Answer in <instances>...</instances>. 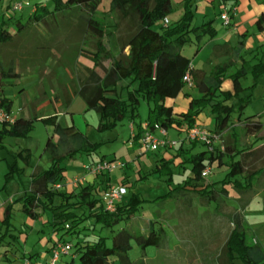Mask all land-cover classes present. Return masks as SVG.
I'll return each instance as SVG.
<instances>
[{
	"label": "rangeland",
	"instance_id": "1",
	"mask_svg": "<svg viewBox=\"0 0 264 264\" xmlns=\"http://www.w3.org/2000/svg\"><path fill=\"white\" fill-rule=\"evenodd\" d=\"M170 1L173 12L160 26L165 25V21L171 25L179 21L183 15L185 0ZM16 4H21L23 9H15ZM39 4L53 8V0H4L0 3V21L4 19L8 28L16 32L17 20L21 19L22 23H26L31 11ZM207 14L208 18L215 20L214 26L218 30L216 37L212 41L206 38L208 42L202 46L197 56L194 55L196 44L185 46L182 54L191 58L196 68H206L210 74L213 66L220 63L216 62L219 60L217 58L212 60L214 46L224 44L222 37L227 33V28L220 18V0L214 2L207 10ZM240 14L238 12L231 19L234 24L238 23ZM11 16L12 20L9 19ZM197 17L199 20L202 15ZM82 18L83 16L77 12L69 13L64 20L61 18L54 20L49 28L36 26L21 33L1 48L0 62L4 64L3 67L6 70L12 68L21 75L19 79L5 81L3 96L13 101L11 117L37 119H34V129L27 137H7L3 140V147H0V264H26L28 261L32 264L35 260H39L40 264H49L51 261V257L45 259L43 256L49 254L48 251L57 239L51 226L52 212L38 209L39 218L33 220L24 213L20 201L30 192L32 176L38 171L47 170L51 165V155L46 149V143L50 137L56 139L57 135L55 125L43 122L49 118H56L63 128L73 126L84 134L90 143L97 145L95 151L89 153L80 151L74 158L62 163L66 169L65 182L81 180L85 175L83 169L85 165L106 161L111 164V170L106 175L109 185L104 183L103 189L118 188L125 181L124 186L128 191L125 200L128 201L132 194H139L143 201L133 219L123 221L113 229L98 228L95 232L97 237L107 238L108 245L111 246L112 237L121 229H126L134 235H147L149 225L152 223L155 229L164 231L158 248L149 247L142 250L134 240L132 241V249L128 253L132 264H222L220 252L234 228L235 213L241 217L247 238L253 245H259L264 249V192H260L259 188L238 192L228 186L231 192L229 199L223 197L224 202L213 200L208 204H205L202 197L192 196L188 192V197H191L193 203L189 207L186 204V195L178 193L165 198L179 184L184 185V181L191 174V165H180L184 160L183 157L176 156L177 150L182 147L183 150H190L195 154L212 148L213 153L218 154L224 152L228 143L238 149L249 150L255 139L247 133L242 122L234 118L231 128L220 133L215 130L211 116L204 112L197 120V125L202 130L218 136V140L212 141L209 145L198 144L197 148H193L187 140L186 133L179 134L175 129H169L167 141L175 146L140 152L129 147V143L132 141L131 127L134 125L137 132L138 125L144 128L148 118L151 104L142 101L138 110L139 117L134 123L130 119H125L114 130L99 131V115L89 111L76 95L87 74V68L93 66V62L81 54L93 53L98 42L86 30ZM97 19L103 23L107 31L112 32V35L105 36L103 40L105 50L101 52L100 58L104 71L110 67L112 60L106 59L104 54L109 51L111 57L117 56V38L124 37L128 27L126 20L110 11V0H101ZM198 20H194L193 26L199 24ZM255 23L248 27V32L257 46L255 36L259 33L264 34V31L260 32ZM258 49L262 50L260 55L264 54V46H258ZM254 54V51L248 52L244 60L254 62L256 58ZM253 83L251 75L241 80L243 87H250ZM185 89L193 93L194 87ZM70 94L71 102L68 103ZM251 94L252 102L245 109L242 119L262 115L259 121L263 124V129L257 134V142L264 144V76L258 80ZM175 101L176 99L170 100L168 103ZM35 108L36 112L32 110ZM177 108H180L179 103ZM187 109L188 107L176 112H184ZM204 117L209 120H205ZM1 124L2 122L0 130ZM77 143L80 146V141ZM78 144L75 142L73 145L77 148ZM66 148V146L58 148V154H67L69 151ZM235 160L240 158L237 157ZM163 164L164 168L161 167ZM245 165L247 172L260 170L264 165V146ZM159 166L162 170L154 173ZM225 174L226 171L219 169L215 164L207 180L211 183L219 182L224 179ZM169 177H172L170 183L167 182ZM207 180L204 181L203 187L208 185ZM100 181L105 179L101 177ZM247 203L249 205H246ZM8 206H11L10 218L4 223L5 210ZM89 223L90 221H87L85 225L89 226ZM86 233L91 234V231ZM92 238L91 236L88 239ZM64 240L70 241L71 244L77 242V239L70 235L65 236ZM70 259V255L63 256L60 264ZM236 264L243 263L237 261Z\"/></svg>",
	"mask_w": 264,
	"mask_h": 264
},
{
	"label": "trees",
	"instance_id": "2",
	"mask_svg": "<svg viewBox=\"0 0 264 264\" xmlns=\"http://www.w3.org/2000/svg\"><path fill=\"white\" fill-rule=\"evenodd\" d=\"M3 1L0 0V3ZM206 1L213 6L216 0ZM196 2L197 0H185L183 15L179 21L160 26L173 12L170 0H110V11L127 21L128 32L124 37L117 38V56L111 57L109 51L104 54L106 59L112 60L111 66L104 69L103 77L97 74L98 69H103L100 58L101 52L105 50L103 40L105 36L112 35V32L107 31L103 23L97 19L101 0H53L52 9L43 4L36 5L26 23H22L21 19L17 20L16 32L10 30L6 21L2 19L0 54L1 48L21 33L36 26L49 28L57 18L64 20L69 13L77 12L83 16L82 22L86 30L98 40L93 53L81 54L92 61L93 66L90 69L91 78L83 83L78 94L84 100L86 108L99 115V131L114 130L125 119H130L134 123L139 117L141 102L148 101L151 106L146 124L151 131L163 128L175 129L179 134H188L197 125L200 115L205 112L211 116L215 130L220 133L231 128L235 118L242 122L251 137H256L263 128L259 121L262 115L243 120L242 114L252 102L251 92L257 86L258 80L264 76V57L255 62L239 57L241 66L237 67L234 64V48L225 43L215 46L212 60L220 57H226L227 60L213 66L209 75L204 70L194 68L192 59L182 54L184 47L196 44L194 53L196 56L202 50L203 41L206 38L213 40L218 33L214 26L215 20L193 26L197 12ZM237 4L238 0H220L221 14L227 8L232 19ZM12 18L9 17L10 20ZM255 25L260 32L264 31V14L256 20ZM241 45L243 46L244 42H241ZM240 47L237 54L242 50ZM3 66L4 64L0 62V96L3 95L6 80L21 77L12 68L6 70ZM187 74L190 75V86L185 80ZM249 75L253 77L254 83L250 87H243L241 80ZM227 80L231 82L230 89L223 86ZM185 87L189 89L194 87L193 93L184 92ZM180 95L189 103L188 109L184 112H176L174 107L168 104V101L175 100ZM12 107L11 99H0V108L8 116L12 114ZM34 119L17 118L12 123H2L0 147H3V140L7 137H27L34 129ZM43 122L55 125V134L59 135L60 140H69L70 137L73 141L81 143L78 149H69L67 154L59 155L52 149L50 137L46 149L52 156L51 166L32 176L30 192L20 200L24 213L33 220L39 218L38 209L52 212L51 226L57 238L54 246L59 242L71 244L70 241L65 242V236L70 235L77 239L75 244H71V259L62 261L61 264H132L128 253L132 249L133 240L142 250L149 247L158 248L164 231L155 229L152 223L149 225L147 235H134L126 229H121L112 237L111 246L108 245L107 238L95 235L98 228L113 229L123 221L133 219L143 201L139 194H132L128 201L124 199L117 205L115 213H107L102 194L106 190L103 189V184L109 185V179L99 184H80L73 191L54 189V185L65 184L66 169L62 163L74 158L80 151L88 153L95 151L97 145L90 143L81 132L74 131L73 127L61 128L56 118L45 119ZM138 127V134L134 138L136 145L143 134L141 125ZM190 144L193 148L198 145ZM255 154L248 149H238L229 143L225 145L224 152L218 154L208 150L194 154L181 147L177 150L176 156L183 157L184 161L180 165H191V174L184 181V185L179 184L165 198L190 190L210 202L216 200L218 194L227 197L228 186L238 192L248 191L253 188V180L264 171V165L258 171L252 173L246 171L245 163L254 158ZM237 157L240 160H235ZM215 163L218 168L227 166L225 177L220 182L203 187L202 173ZM164 164L161 165L162 168ZM161 167L159 166L154 173H159ZM171 180L172 177H169L167 182L170 183ZM125 183L122 182V186L126 185ZM217 185H220L221 190L215 189ZM10 212L11 206H8L5 210L4 223L8 222ZM87 221L91 223L89 226L85 225ZM233 225L234 228L220 252L222 264H236L237 261L243 264H264V249L259 245H253L247 238L240 215L234 216ZM86 231H91V234ZM91 236L93 238L88 239Z\"/></svg>",
	"mask_w": 264,
	"mask_h": 264
},
{
	"label": "crops",
	"instance_id": "3",
	"mask_svg": "<svg viewBox=\"0 0 264 264\" xmlns=\"http://www.w3.org/2000/svg\"><path fill=\"white\" fill-rule=\"evenodd\" d=\"M196 17H195V19L194 20H198V17L197 16H200V14L202 15V18L201 19H199L198 20V22H199V24L197 25V26H200V25H202L204 22H207V21H209V20H212V19H210V18H208L207 17V10L209 9V8H211V5L206 1V0H197V2H196ZM237 8H236V10H235V12H234V16L239 12V13H241L240 14V17H239V19H238V23H233L232 22V20H231V25L229 26V27H226L227 28V33L222 37V43H228L229 44V46L231 47V48H234V64L237 66V67H239V66H241V60L239 59V57L241 58V59H244V57H246V55H247V53L248 52H251V51H254L255 52V56H257L256 58H255V60H253L254 62L255 61H257L259 58H260V56H261V58H263L264 57V54H262V55H260L261 54V52L260 51H262V50H259L258 49V46H264V34H262V33H259V34H256V38H257V42H258V45L256 46V42H255V40H254V38L251 36V34H249V32H248V27H251L252 25H254V23H255V21L262 15V14H264V5H263V3L262 2H260V1H258V0H238V4H237ZM33 12V11H32ZM225 26V25H224ZM214 40V39H213ZM206 39L203 41V44H206L208 41H212V40H209L208 39V41H206ZM241 42H244V45L242 46L241 45ZM223 44V45H224ZM221 45V44H220ZM215 46H217V45H215ZM214 46V47H215ZM242 47V50L240 51V52H238V54H237V49H239V47ZM240 47V48H241ZM256 47V48H255ZM256 50H255V49ZM236 54H237V56H236ZM198 55V54H197ZM196 55V56H197ZM186 56V55H185ZM254 56V57H255ZM187 57V56H186ZM252 57V56H251ZM189 58V57H188ZM221 58V59H220ZM220 58H217V59H219V60H217L216 62H220V63H222V62H224V61H226L227 60V58L226 57H220ZM216 62H214V63H216ZM111 66V65H110ZM192 66L194 67V68H196L195 66H194V64H193V62H192ZM87 68V67H86ZM92 67H89V68H87V74H86V76L83 78V80H82V82H81V85H80V87L78 88V90L76 91V95L79 97V98H81L80 97V95L78 94L79 93V91H80V89L82 88V86H83V83L85 82V81H87L88 79H90L91 78V72H90V69H91ZM108 69V68H107ZM196 69H201V70H204L205 72H206V74L207 75H209L208 74V69H206V68H196ZM97 74L99 75V76H101V77H103V75H104V71L102 70V69H98L97 70ZM224 88L225 89H230L231 88V82L230 81H225L224 82ZM184 92H188L186 89H184ZM68 94V93H67ZM75 95V96H76ZM71 97H72V95L70 94L69 95V97H68V99H67V101H68V103H70L71 102ZM2 98H5L3 95L2 96H0V99H2ZM81 100L84 102V100L81 98ZM180 100V101H179ZM85 103V102H84ZM180 104V108L178 109L177 108V104ZM187 103H188V100H186V99H184L183 98V96L182 95H180L178 98H176V101H175V103L173 102V103H168L169 105H171V106H173L174 107V109L176 110V111H183V110H185L188 106H187ZM85 106H86V104H85ZM183 107V108H182ZM36 109L37 108H35V109H32V110H34L35 112H36ZM245 111V110H244ZM29 112V111H28ZM244 113V112H243ZM36 115V114H35ZM243 115V114H242ZM12 118V121L14 120V119H17V118H19V117H16V118H13V117H11ZM205 118V120H209V119H206L207 117H204ZM24 119H31V118H24ZM199 120V119H198ZM212 123H213V121H212ZM59 124V123H58ZM60 125V124H59ZM214 125V124H213ZM61 126V125H60ZM73 127V126H72ZM61 128H63L62 126H61ZM74 128V127H73ZM131 129H133L134 131H135V127H134V125L131 127ZM263 129V128H262ZM74 130L77 132L78 130H76L75 128H74ZM262 131V130H261ZM80 132V131H79ZM135 133L136 134H138V132H136L135 131ZM260 133V132H259ZM258 133V134H259ZM55 135H57V134H55ZM84 135V134H83ZM86 137V136H85ZM87 138V137H86ZM251 138H253V139H255V142H253V146H251V148L249 149V151L250 152H253V153H258V151H259V149L261 148V147H263L264 146V144L263 143H259V142H257V136L256 137H251ZM88 140V139H87ZM48 141V140H47ZM89 141V140H88ZM76 142V144H78L77 142L78 141H73L70 137H69V140L68 141H66V140H60V137H59V135H57V138L56 139H54V137H52L51 138V146H52V149L54 150V151H56V153L58 154V152H57V150H58V148H60V147H63V146H66L67 148L66 149H71V150H74V149H78V146H79V144H78V146H77V148H75L74 147V143ZM90 142V141H89ZM198 144H200V143H198ZM46 145H47V143H46ZM197 148V147H196ZM133 149H138V144L137 145H135V147L133 148ZM139 150V149H138ZM207 150V149H206ZM177 152V151H176ZM50 155H51V153H50ZM51 158H52V156H50ZM251 159H253V158H251ZM224 161L226 162V158L224 159ZM253 162H254V160H252L251 161V165L253 166ZM216 164V163H215ZM215 164H213V165H211L210 167H211V171H213V167L215 166ZM51 166V165H50ZM219 169H222V170H224V171H227V166H223L222 168H219ZM37 173V172H36ZM212 173V172H211ZM106 175L107 174H104V175H100V176H95V177H93V176H89V177H87V179H86V182H85V184H99V182H101L100 181V178L101 177H103L104 179H105V181H106ZM209 177V176H208ZM208 177H203L204 179H203V183H204V181L205 180H207V178ZM207 182H208V185H211V184H214V182L213 183H211V182H209L208 180H207ZM220 182V181H219ZM203 183H202V185H203ZM215 183H217V182H215ZM65 184H67V182H65ZM259 188V191L260 192H264V171L261 173H259L258 174V176L256 177V179H254L253 180V190H256V189H258ZM215 189H217V190H221V187H220V185H217V186H215ZM227 190H228V188H227ZM234 190V189H233ZM63 191H73L71 188H68V189H63ZM191 193L192 194V196L193 195H196L193 191H184L183 193H179V194H182L183 196H185V200H187V202H186V204H187V207H189V206H191L193 203H192V200H191V197L189 198L188 197V195H189V193ZM178 194V193H177ZM191 196V195H190ZM198 196V195H197ZM223 197H225L226 199H229L230 197H231V192L228 190V196L226 197V196H222V194H218L217 195V197H216V202H218V200H222L223 202H224V199H223ZM234 200V199H233ZM203 201H205V204H208L209 202L208 201H206V200H204L203 199ZM249 203V202H248ZM246 204V205H249V204ZM236 214H238V213H235L234 215H233V217L236 215ZM234 219V218H233ZM55 241V240H54ZM53 246H54V243H53V245H52V247H51V249L48 251V253L49 254H45L43 257L45 258V259H48L49 257H51V254H52V250H53ZM55 247V246H54ZM39 260H35L34 262H32V264H40V262H38Z\"/></svg>",
	"mask_w": 264,
	"mask_h": 264
},
{
	"label": "built area",
	"instance_id": "4",
	"mask_svg": "<svg viewBox=\"0 0 264 264\" xmlns=\"http://www.w3.org/2000/svg\"><path fill=\"white\" fill-rule=\"evenodd\" d=\"M15 9L22 10L21 4H16ZM236 9H234L235 12ZM223 24L226 27H229L231 25V18H230V12L229 9H224L221 16H220ZM168 25V21H165V26ZM186 82L188 85H191L190 82V75L187 74L185 77ZM0 122H13L11 116H8L6 112L0 108ZM161 136H159V135ZM137 136L135 131L132 129L131 133V139L132 141L129 143V147L134 148V138ZM169 137L167 130L163 128H156L154 131H151L147 124L144 125L143 128V134L140 136V141L138 143V149L140 152H151L158 150L161 147H173L175 144L169 143L167 141V138ZM219 137L211 134L208 131L202 130L198 125H195L187 134V140L190 143H200L204 145H209L212 143V141L218 140ZM210 152L212 151V148H209ZM85 175L81 177V180L74 179L72 182L67 184H57L54 185V189L56 190H63L71 188L72 190H75L79 187L80 184H85L87 177L93 176L97 177L100 175L107 174L111 170V164L106 161H100L93 164H88L83 167ZM211 167H207L203 173L202 177H208L211 174ZM128 191L126 187L120 186L118 188H108L106 189L102 194V200L104 209L107 213H115L117 209V205L124 201L125 197L127 196ZM72 253V245L70 243H63L59 242L55 245V247L52 250L50 263L49 264H60V261L63 256H69ZM26 264H31L29 261L26 262Z\"/></svg>",
	"mask_w": 264,
	"mask_h": 264
}]
</instances>
